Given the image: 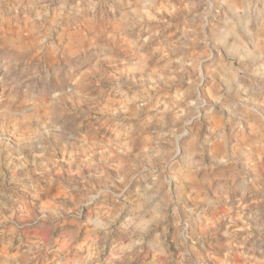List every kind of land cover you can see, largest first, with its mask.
I'll use <instances>...</instances> for the list:
<instances>
[{
  "label": "clouds",
  "instance_id": "clouds-1",
  "mask_svg": "<svg viewBox=\"0 0 264 264\" xmlns=\"http://www.w3.org/2000/svg\"><path fill=\"white\" fill-rule=\"evenodd\" d=\"M25 7L0 40V133L35 150L0 164V264H264L236 223L264 199V0Z\"/></svg>",
  "mask_w": 264,
  "mask_h": 264
},
{
  "label": "rangeland",
  "instance_id": "rangeland-1",
  "mask_svg": "<svg viewBox=\"0 0 264 264\" xmlns=\"http://www.w3.org/2000/svg\"><path fill=\"white\" fill-rule=\"evenodd\" d=\"M29 3V0H0V40H2L5 31L14 27L17 23L23 25L26 7ZM93 58V53L89 52L85 55H81L75 60H68L61 62L62 74L63 77H67L71 75V72L77 70L84 64L90 62ZM3 60H0V75H3ZM47 64V72H42V75L47 78L48 76H52V68L55 67L51 64L50 61L46 60ZM17 78H21V74L17 73ZM64 80L56 81L53 77L51 80L50 87H58L62 84ZM3 81H0V87H2ZM41 89L46 90L43 83H41ZM90 107L89 101H84L83 108L88 109ZM3 108V104L0 103V109ZM8 119L2 112H0V121ZM52 137L54 140L58 141V146L62 151H72L75 147V141L69 136L63 133H56L53 131ZM18 150H22L26 153H31L35 150V144L28 142H20L17 144L12 138L0 133V164H7L8 160L11 159ZM37 166H39V161L37 160ZM65 168L67 166L65 165ZM7 172V183L10 186H15L17 188H23L25 182L20 180L19 178H14L11 174V171L5 169ZM64 182L66 184L76 183L80 185V180L78 177L70 176L67 171L64 173ZM82 186V185H80ZM57 191V187L53 186L50 189L51 193H55ZM177 197L183 200L182 193L177 191ZM3 193L0 192V199H3ZM186 202V201H185ZM183 216L185 219L189 221L191 224V231L194 236H200V232L198 229V225L200 224L199 218L188 211H185L183 208L181 209ZM237 225L245 228V231H242L238 239L242 243H246L247 245H255L257 247H264V199H257V201L249 206V208L244 213V219L238 220ZM248 229H250L252 233V238L248 241H244V237L248 235ZM215 243L211 238L206 243ZM245 251L248 250V247H245ZM203 251V249L201 250ZM209 264H214V262L209 261Z\"/></svg>",
  "mask_w": 264,
  "mask_h": 264
}]
</instances>
